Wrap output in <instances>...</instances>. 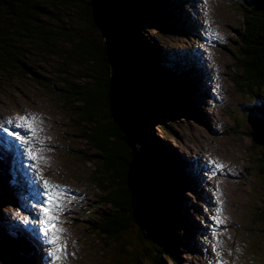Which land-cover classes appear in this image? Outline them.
Returning a JSON list of instances; mask_svg holds the SVG:
<instances>
[{
	"label": "rangeland",
	"instance_id": "1",
	"mask_svg": "<svg viewBox=\"0 0 264 264\" xmlns=\"http://www.w3.org/2000/svg\"><path fill=\"white\" fill-rule=\"evenodd\" d=\"M242 2L151 0L152 15L165 28L144 24L140 30L163 63L177 68L192 85L187 90L188 109L168 106L172 102L154 106L168 112L169 131L156 126L155 134L170 145L185 177L181 191L186 212L178 229L184 238L177 264H264V172L257 162L264 153L260 144L264 122L255 113L247 114L252 96L233 83V51L239 57L233 40L242 20ZM41 57L32 54L41 73L52 74L56 59L46 57L52 60L47 65ZM162 70L168 72L165 66ZM48 83L39 85L25 77L20 84L0 75V121H17L29 114L39 117L31 147L43 157L30 160L23 147L11 153L3 141L14 138L0 131V161L15 180L10 184L5 173L2 176L0 164L6 188L1 193L0 231L16 245L20 244L17 234L22 235L32 248L23 254L19 245V253L0 259V264H53L47 255L50 246L39 231L43 180L69 190L62 197L64 211L59 217L66 255L57 264H137L135 257L150 245L140 240L134 225L112 239L97 234L90 224L100 220L103 209L92 180L98 158H93L94 152L81 137L83 126L73 122L74 110L50 92ZM129 93L124 95V106L132 114L140 104ZM260 94L264 99V92ZM6 126L28 136L23 128ZM252 131L258 143L250 138ZM217 218L223 222L217 223ZM162 258L172 264L169 257ZM141 263L150 261L143 257Z\"/></svg>",
	"mask_w": 264,
	"mask_h": 264
},
{
	"label": "trees",
	"instance_id": "2",
	"mask_svg": "<svg viewBox=\"0 0 264 264\" xmlns=\"http://www.w3.org/2000/svg\"><path fill=\"white\" fill-rule=\"evenodd\" d=\"M150 3L0 0V75L20 84L25 77L39 85L51 81L46 84L50 92L74 110L77 118L72 120L83 126L81 137L94 152L93 158H98L92 180L103 209L100 220L90 222L95 232L118 239L134 225L140 240L150 245L135 257L137 264H143V257L150 264H165L163 256L177 264L184 238L178 229L186 212L181 191L185 177L170 145L155 134L156 126L169 131L168 112L154 106L172 102L168 106L188 109L187 90L192 85L177 68L163 63L140 31L144 24L165 28L152 15ZM241 8L242 20L233 40L239 55L233 51V83L252 96L247 114L255 113L264 122L260 96L264 92V0H243ZM34 52L47 65L52 60L46 57L56 59L52 74L41 73L32 59ZM128 91L132 101L140 104L132 114L124 106ZM248 134L258 141L253 131ZM260 144L264 147V142ZM260 156L259 171L264 172V153ZM0 164L4 171L5 163ZM5 179L15 183L6 173ZM17 236L22 253L28 254L26 248L30 253L28 242Z\"/></svg>",
	"mask_w": 264,
	"mask_h": 264
},
{
	"label": "snow or ice",
	"instance_id": "3",
	"mask_svg": "<svg viewBox=\"0 0 264 264\" xmlns=\"http://www.w3.org/2000/svg\"><path fill=\"white\" fill-rule=\"evenodd\" d=\"M38 122L39 117L35 114L21 116L17 121H14L12 118L0 121V131L5 133L7 137L14 138V140L5 139L3 141L7 149L15 154L23 147L30 160H42L43 157L31 147L34 142L33 138L38 133V128L36 127ZM6 125L13 126L14 128H23L28 133V136L21 135L19 132L10 131ZM16 142L19 143L17 144ZM0 156H2V153H0ZM36 167L35 164L32 165L33 169ZM218 167L222 166L218 165ZM67 191L69 190L62 188L60 185L53 184L48 180H43L42 194L44 200L39 208V231L44 237V242L50 246L47 255L51 258L53 264H57V262L62 260L66 255V243L63 240L65 230L61 227L59 217L64 211L62 197H64ZM222 222V220L217 218V223ZM217 255H219V253H217ZM221 264H224V262H221Z\"/></svg>",
	"mask_w": 264,
	"mask_h": 264
},
{
	"label": "water",
	"instance_id": "4",
	"mask_svg": "<svg viewBox=\"0 0 264 264\" xmlns=\"http://www.w3.org/2000/svg\"><path fill=\"white\" fill-rule=\"evenodd\" d=\"M116 108L120 109V105L117 106ZM123 110H121V113L119 112L120 115H122ZM126 120V119H125ZM5 184L3 183V180L0 177V204L3 201V198L1 196V193L5 192ZM13 239L10 237L5 236L1 231H0V259L4 260L8 258L9 256L16 255L19 253V249H21L18 245H16Z\"/></svg>",
	"mask_w": 264,
	"mask_h": 264
},
{
	"label": "bare ground",
	"instance_id": "5",
	"mask_svg": "<svg viewBox=\"0 0 264 264\" xmlns=\"http://www.w3.org/2000/svg\"><path fill=\"white\" fill-rule=\"evenodd\" d=\"M3 176V175H2ZM21 243V242H20ZM18 245V244H17ZM19 246V245H18Z\"/></svg>",
	"mask_w": 264,
	"mask_h": 264
}]
</instances>
